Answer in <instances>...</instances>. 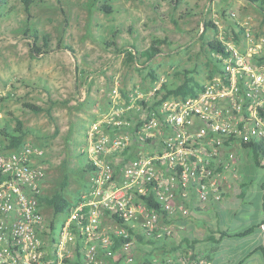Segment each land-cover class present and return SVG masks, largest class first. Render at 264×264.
Listing matches in <instances>:
<instances>
[{"label":"built area","instance_id":"built-area-1","mask_svg":"<svg viewBox=\"0 0 264 264\" xmlns=\"http://www.w3.org/2000/svg\"><path fill=\"white\" fill-rule=\"evenodd\" d=\"M227 43V42H226ZM233 54L196 95L165 97L161 77L148 93L116 94L93 123L84 150L93 166L60 227L41 204V145L9 148L0 138V264H132L140 237L176 235V219L222 201L221 177L238 160L226 144L264 143V58L259 45ZM151 264H205L188 249Z\"/></svg>","mask_w":264,"mask_h":264},{"label":"rangeland","instance_id":"rangeland-1","mask_svg":"<svg viewBox=\"0 0 264 264\" xmlns=\"http://www.w3.org/2000/svg\"><path fill=\"white\" fill-rule=\"evenodd\" d=\"M35 1L34 18L29 20L21 0H9L0 8V121L12 128L17 118L23 121L31 131L25 141L46 149L44 194L58 190L67 175L64 193L72 202L92 176L83 172L87 159L80 152L85 149V127L94 120L86 109L93 107L96 99L106 98L112 104L117 87L125 91L121 94L127 100L131 91L154 86L161 77L168 88L186 79L207 84L222 67L214 61L207 44L215 37L242 52L259 45V57L264 58V10L246 0H182L178 9L170 0ZM105 2L114 7L113 13L100 9ZM185 9L191 14L181 18ZM27 27L39 30L40 44L42 36L49 34L51 46L62 38L75 47L76 54L57 50L33 55V31ZM117 29L120 33L114 37ZM113 39L117 45L108 46L106 43ZM153 43L161 52L152 59L141 56L140 52ZM133 44L139 52L129 62L126 51H134ZM70 57H74L72 64ZM50 99L62 103L52 116L23 106L28 101L49 108L53 105ZM43 209L49 219L58 220L60 227L65 214L55 216L46 205ZM193 231L189 232L191 237L195 236ZM182 239L177 230L176 236L163 241L139 242L132 264L178 259L191 249L189 244L177 243Z\"/></svg>","mask_w":264,"mask_h":264},{"label":"crops","instance_id":"crops-1","mask_svg":"<svg viewBox=\"0 0 264 264\" xmlns=\"http://www.w3.org/2000/svg\"><path fill=\"white\" fill-rule=\"evenodd\" d=\"M69 62L72 64L74 57H70ZM158 81L154 86L139 90L148 93ZM113 92L115 97L125 91L115 87ZM86 98L84 94L82 100ZM101 99H96L91 104L93 107L87 103L90 108L86 112L94 115V120L85 127L86 139L82 142L85 148L90 127L103 119L111 108L107 105V101L111 104L110 100ZM50 103L53 104L52 111L62 104L53 99H50ZM221 150L224 159L230 151L238 155L232 168L223 171L220 181L224 197L220 202L212 200L205 206L193 207L189 217L178 218V230L183 234V239L176 241L178 244H189L195 256L205 264H264V152L260 154V164H256L250 148L226 144ZM252 227V233L237 235ZM191 229L194 230V237L189 235Z\"/></svg>","mask_w":264,"mask_h":264},{"label":"trees","instance_id":"trees-1","mask_svg":"<svg viewBox=\"0 0 264 264\" xmlns=\"http://www.w3.org/2000/svg\"><path fill=\"white\" fill-rule=\"evenodd\" d=\"M9 0H0V8L5 7L9 2ZM22 3L24 4V10L27 13L28 20L33 19L34 16L32 15V5L36 2L35 0H21ZM62 1V0H59ZM98 0H94V2H97ZM172 5L174 6L175 9H178L179 4L181 3L182 0H170ZM250 4H253L254 6L264 10V0H246ZM114 7L108 3H103L100 7V9L108 14L113 13ZM191 14L190 9H185L181 13V18H185ZM208 25L207 23H205ZM27 31L33 33L30 35L32 38L30 47H31V52L35 56H41L43 54H48L53 51L57 50H68L70 51L73 55L76 54V49L73 45H70L68 43H64V40L60 38L55 46H51V37L49 34H44L42 36L43 43L40 44L39 41L41 40V36L39 34V30L37 29H32L31 27H27ZM116 33H120V29H117V31L114 33V37L116 36ZM108 46L109 45H117L116 40H109L106 43ZM210 50L214 54V61L216 63H221L223 58H229L233 54V49L229 47V44L226 43L225 41L220 40L219 38L215 37L213 39H209L207 42ZM133 48H135L134 51L127 50L126 51V56L127 60L129 62H132L135 60L138 54V50L136 49V45H132ZM160 47L156 44H152L148 49L143 50L140 52L141 56L146 57L147 59H152L155 55L160 53ZM214 63V65L216 64ZM221 71V68L217 69ZM154 74V71L151 72V75ZM155 78V77H154ZM204 85L200 81H192L191 79H186L183 83L179 84L178 86L174 88H168L167 85L165 84L163 88L165 89V97H170L172 95H183V96H188V95H196ZM55 105V104H54ZM23 106L27 108L28 110L34 112V113H40V112H47L49 115L52 116V107L50 106L49 108H45L42 105L36 104L34 102H28L25 101L23 103ZM16 127L12 128L9 123L2 124L0 121V138L5 137L8 141L7 146L9 148H16L25 143V138L26 136L31 133V131L27 128L24 127V123L20 119H16ZM246 148H250L253 150L254 153V160L256 164H260L261 157L260 154H263L264 152V143H250L245 145ZM85 152L81 151L80 156H84ZM93 170V166L90 165L88 162L85 163L83 172H91ZM67 175L64 176V180L61 183V187L56 190L54 193L51 194H43L41 197V204L46 205L51 207L54 210V215L57 216L60 213H65L67 209L72 205V201L69 200L65 193L64 190L66 186L68 185L67 183ZM254 231V227L246 229L240 233H237L239 236H246ZM145 239L143 237H140V242H144ZM149 242H154V239H150ZM144 264H151L149 261H145Z\"/></svg>","mask_w":264,"mask_h":264}]
</instances>
